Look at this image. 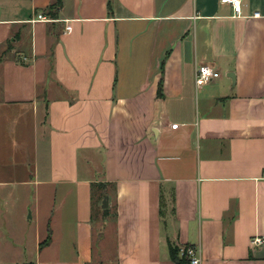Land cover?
<instances>
[{
    "label": "crops",
    "instance_id": "obj_1",
    "mask_svg": "<svg viewBox=\"0 0 264 264\" xmlns=\"http://www.w3.org/2000/svg\"><path fill=\"white\" fill-rule=\"evenodd\" d=\"M54 1L0 0V264H264V0Z\"/></svg>",
    "mask_w": 264,
    "mask_h": 264
},
{
    "label": "built area",
    "instance_id": "obj_2",
    "mask_svg": "<svg viewBox=\"0 0 264 264\" xmlns=\"http://www.w3.org/2000/svg\"><path fill=\"white\" fill-rule=\"evenodd\" d=\"M221 4L231 7L234 17H241L243 12V0H220ZM38 20H45L43 16H39ZM221 77L220 73L209 66H199L196 70L195 82L198 88L204 87ZM177 125L173 129H177ZM264 239L256 237L252 241L253 246H261ZM182 256L186 257L188 264H201V251L198 248L186 247L181 251Z\"/></svg>",
    "mask_w": 264,
    "mask_h": 264
},
{
    "label": "trees",
    "instance_id": "obj_3",
    "mask_svg": "<svg viewBox=\"0 0 264 264\" xmlns=\"http://www.w3.org/2000/svg\"><path fill=\"white\" fill-rule=\"evenodd\" d=\"M63 0H55L54 3L45 11V14L52 18V19H57L58 17V12L60 8L62 7ZM7 58V51H2L0 53V64ZM161 92V90H160ZM50 241V238L44 243L47 244ZM172 259L177 263V264H188V260L186 257H181L179 258V250H173L172 249Z\"/></svg>",
    "mask_w": 264,
    "mask_h": 264
},
{
    "label": "water",
    "instance_id": "obj_4",
    "mask_svg": "<svg viewBox=\"0 0 264 264\" xmlns=\"http://www.w3.org/2000/svg\"><path fill=\"white\" fill-rule=\"evenodd\" d=\"M228 77H231L233 79V81H234V78H235L234 76H230L229 75ZM108 207H109V197L106 196L104 201H103L102 208L103 209H107Z\"/></svg>",
    "mask_w": 264,
    "mask_h": 264
}]
</instances>
